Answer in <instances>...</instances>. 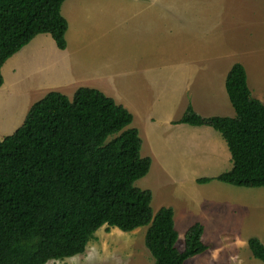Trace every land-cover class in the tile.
<instances>
[{"label":"trees","instance_id":"16d2710c","mask_svg":"<svg viewBox=\"0 0 264 264\" xmlns=\"http://www.w3.org/2000/svg\"><path fill=\"white\" fill-rule=\"evenodd\" d=\"M67 0H0V89L7 62L40 35L68 47ZM235 118H204L192 105L175 124L219 132L233 167L218 181L246 189L264 188V103L255 98L244 65L226 80ZM133 114L113 98L79 88L73 100L51 92L30 110L24 124L0 140V264H48L86 253L99 230L131 233L148 227L145 244L155 264H186L206 253L205 226H191L178 248L173 208L154 215L153 193L136 187L152 167L143 140L131 127ZM248 246L264 264V244Z\"/></svg>","mask_w":264,"mask_h":264},{"label":"rangeland","instance_id":"374dc122","mask_svg":"<svg viewBox=\"0 0 264 264\" xmlns=\"http://www.w3.org/2000/svg\"><path fill=\"white\" fill-rule=\"evenodd\" d=\"M174 8L176 11L189 12V28L184 29L179 35H174L177 38L172 48L170 40H167L166 51L159 50L152 55V58L174 61L179 66H167V68H173L171 72L176 75L179 71H189L194 74L197 85L192 94L200 97L201 101L207 100L214 104L216 100L211 99L210 95L216 93L219 81L228 74L230 68L240 63L247 70L248 83L253 96L264 103V0H175ZM100 16H104V13ZM69 33L70 31L68 35ZM67 41L69 47L74 48L71 46L72 40L69 41L67 37ZM75 43V47L78 46L80 50L73 52L69 64L73 79H84L89 74L95 73L111 55L113 58L108 63L116 62L117 55L115 48L112 47L116 43L113 38H105L102 31L90 35L84 31L77 37ZM42 50L44 49L36 51L31 48V52L35 53L31 55L33 59L23 58L19 61L20 69L17 74L20 77L23 73L31 74V77L37 75V64L42 61L40 56L46 57V53ZM68 51L69 49L60 52ZM133 53L136 55V51ZM71 82L76 83L67 87L69 91L56 92H61L73 100L78 81ZM95 82L105 87V81L92 83ZM113 88L115 90L112 92H119L117 84ZM142 90L145 92L144 84L132 92H136L139 96ZM147 98L148 96L145 95V98L140 99L144 106L149 103ZM4 100L8 103L7 99ZM2 102L3 100H0V125L5 119L4 113L7 110L6 104ZM214 104L211 106L215 107ZM133 116L134 122L131 127L135 128L140 123V119L138 115L133 114ZM163 116L161 110L155 115L157 118ZM164 128L166 125L162 124L156 135L151 134V138L158 137L163 141V146L167 141L178 145L184 143L181 150L189 153L190 159L186 160L187 164L194 168V164L203 163L205 169H200L195 176L191 169L188 171L179 168L164 169L159 160L153 167L152 161L149 174L137 181L136 187L153 193L154 215L162 208L174 209L176 229L181 236L178 243L181 251L184 250L186 230L199 222L205 226L203 239L210 249L188 260L186 264H263L253 257L248 241L249 238L259 236L264 244V188H237L218 181L206 185L199 184L197 177L221 175L229 171L230 166L233 165L230 160L226 166L225 156L213 153L212 143L207 135L214 132L222 141L224 138L219 132L206 127H204L206 129L202 128L198 135L190 138L179 136L175 138L173 135L168 138L167 133L162 131ZM10 132L12 129L2 131L0 140L13 134ZM143 133L148 142L144 130ZM147 151L145 147V151L142 152L143 157L148 156ZM228 153L231 157L229 150ZM177 162L172 161L169 164L171 167H178L180 164ZM147 231L148 227L131 233L122 232L117 228L108 230L104 227L90 242L85 254L48 264H155L145 244Z\"/></svg>","mask_w":264,"mask_h":264},{"label":"crops","instance_id":"0c3cea01","mask_svg":"<svg viewBox=\"0 0 264 264\" xmlns=\"http://www.w3.org/2000/svg\"><path fill=\"white\" fill-rule=\"evenodd\" d=\"M174 2L175 0H67L63 5L62 15L69 23L68 31L70 33L69 35L67 33V37L69 41L72 40L71 46L74 48L68 45L69 51L61 53L52 36L40 35L33 41L34 43L32 42L33 44L25 47L4 66L2 72L5 83L4 87L0 89V100L6 104L7 110L4 113L5 119L0 125V133L9 129H12L10 133H14L18 127L20 128L24 124L31 108L37 102L51 92L59 90L65 93L69 91L67 87L76 83L71 81L77 80L76 91L79 88L100 90L131 113L138 115L140 123L135 128L139 130L143 140L142 152L146 147L147 157L152 159L153 167L159 160L164 169L179 168L185 171L191 169L195 176L198 175L197 172L200 169L204 170L205 166L203 163L201 165L194 164V168H191L187 164L186 160L190 159L189 153L181 150L184 143L178 145L167 141L163 146V141L158 137L152 139L151 134L156 135L162 124H165L166 128L162 131L167 133L168 138L171 135L175 138L177 136L190 138L198 135L204 127L175 124L182 119L190 104L196 113L204 118L215 116L235 118L236 112L230 105L226 90L227 76L234 65L224 77L225 79L221 78L219 81L216 93L210 95L211 99L215 98L216 100L214 104L207 100L201 101L200 97L192 94L197 85L194 74L189 71H179L176 75L171 72L173 68H167V66L177 65L174 61L152 58V55L159 50L166 51L167 40H170L172 48L173 42L175 44L177 38L174 35H179L184 29L189 28V12L176 11ZM101 13H104V16H100ZM176 18H180V20H176ZM84 31L87 32V35L102 31L105 38L114 39L116 44L112 47L115 48L117 55L115 62L117 65L108 63L113 58L111 55L95 73L89 74L84 79H73L70 75L69 64L72 61L73 52L80 50L78 46L75 47V41ZM158 43L161 45H157ZM106 47L105 45V49ZM31 48L36 51L44 49L42 52L46 53V57L40 56L42 61L37 64L36 76L31 77V74L23 73L20 77L17 74L20 69L19 61L23 58L33 59L31 55L35 53L31 52ZM139 49L140 55L138 56ZM133 51H136V55ZM49 63L52 64L49 65ZM94 81H105V87L96 82L92 83ZM116 84L119 92H112L115 90L113 86ZM142 84H144L145 92L142 90L139 96L136 92H132ZM43 95L45 96L43 97ZM145 95L148 96L149 102L146 106L140 100L145 98ZM4 99H7L8 103ZM14 101H16L15 104H12ZM211 104H214L215 107H212ZM159 110L164 115L162 118L155 117ZM143 130L147 134L148 142ZM207 137L212 143L213 153L225 156L227 166L232 159L229 156L226 141L224 140L227 147L214 132L208 133ZM180 152H184V154H180ZM172 161H178L177 163L180 165L171 167L169 163ZM230 167L231 170L233 165ZM219 176L210 174L205 177H197V180ZM256 238L262 241L261 237L256 236Z\"/></svg>","mask_w":264,"mask_h":264}]
</instances>
